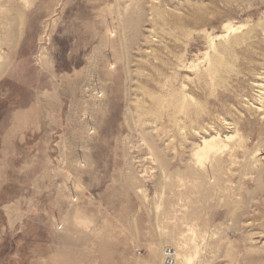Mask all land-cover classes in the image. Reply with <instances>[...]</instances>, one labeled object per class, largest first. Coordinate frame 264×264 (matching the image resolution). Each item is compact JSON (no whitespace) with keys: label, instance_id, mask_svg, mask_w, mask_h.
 Returning a JSON list of instances; mask_svg holds the SVG:
<instances>
[{"label":"rangeland","instance_id":"374dc122","mask_svg":"<svg viewBox=\"0 0 264 264\" xmlns=\"http://www.w3.org/2000/svg\"><path fill=\"white\" fill-rule=\"evenodd\" d=\"M1 65L0 264H264V0H0Z\"/></svg>","mask_w":264,"mask_h":264},{"label":"bare ground","instance_id":"6f19581e","mask_svg":"<svg viewBox=\"0 0 264 264\" xmlns=\"http://www.w3.org/2000/svg\"><path fill=\"white\" fill-rule=\"evenodd\" d=\"M2 68H3V66L1 65L0 66V74L2 72ZM254 87L257 88V93H258L257 98L255 100L257 102V104L254 103L255 105L253 104L250 106L254 109V111H253V109H251V111H253L256 115H259V117L261 116L262 119L264 120V77L259 79L258 81H256ZM182 102L183 103L181 104V106L179 105L178 117L179 118H185L182 122L181 121L179 122L180 130L184 131L187 128V125H186L187 122L188 121L190 123L193 122V114L194 113L192 112L191 100L189 97L185 98V100ZM241 125L244 126V123H241L238 121L237 122L230 121V123H228V129L230 131H232L230 133L237 134L239 132V127H241ZM203 141H204V143H201L202 147L196 153V155H198V156L203 155V154L213 150V145H211V142H208L205 139H203ZM258 152H259V150L255 151L253 153L256 154ZM182 183L183 182H181V184ZM183 185H184V183H183ZM173 257H174L173 250L167 249L163 253V264H174V258Z\"/></svg>","mask_w":264,"mask_h":264}]
</instances>
